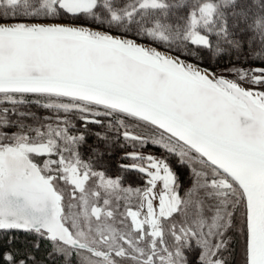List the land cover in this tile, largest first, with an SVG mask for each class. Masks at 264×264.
Listing matches in <instances>:
<instances>
[{"label": "snow or ice", "instance_id": "6c2138e0", "mask_svg": "<svg viewBox=\"0 0 264 264\" xmlns=\"http://www.w3.org/2000/svg\"><path fill=\"white\" fill-rule=\"evenodd\" d=\"M0 264H264V0H0Z\"/></svg>", "mask_w": 264, "mask_h": 264}, {"label": "trees", "instance_id": "16d2710c", "mask_svg": "<svg viewBox=\"0 0 264 264\" xmlns=\"http://www.w3.org/2000/svg\"><path fill=\"white\" fill-rule=\"evenodd\" d=\"M119 156H120V153H119V151H117L116 156L113 159V164H115L117 161H119ZM129 179H133L134 180L135 179L134 175H131L129 177Z\"/></svg>", "mask_w": 264, "mask_h": 264}]
</instances>
